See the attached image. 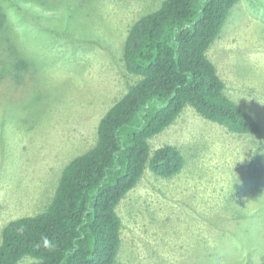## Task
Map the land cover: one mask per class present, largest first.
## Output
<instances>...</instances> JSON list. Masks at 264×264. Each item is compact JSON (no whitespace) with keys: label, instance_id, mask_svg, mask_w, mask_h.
<instances>
[{"label":"rangeland","instance_id":"374dc122","mask_svg":"<svg viewBox=\"0 0 264 264\" xmlns=\"http://www.w3.org/2000/svg\"><path fill=\"white\" fill-rule=\"evenodd\" d=\"M17 0L7 6L33 68L0 53V243L13 219L44 211L65 166L93 147L110 107L136 83L124 61L130 26L163 0ZM209 58L226 93L261 124L237 134L187 105L150 139L185 164L164 178L149 167L120 202L116 264H264V189L251 190V157L264 160V0H241ZM29 255L16 264H29Z\"/></svg>","mask_w":264,"mask_h":264},{"label":"trees","instance_id":"16d2710c","mask_svg":"<svg viewBox=\"0 0 264 264\" xmlns=\"http://www.w3.org/2000/svg\"><path fill=\"white\" fill-rule=\"evenodd\" d=\"M0 0V53L30 71L33 62L12 40L7 6ZM51 5L48 0H35ZM241 0H163L138 18L124 43V61L140 76L102 117L96 144L65 166L48 207L11 220L0 243V264H116L123 222L117 211L149 167L169 178L184 167L172 144L155 149L150 139L170 126L187 105L206 119L237 134H258L260 122L226 93V83L208 56L231 11ZM2 63V62H0ZM248 184L264 189V160L254 154Z\"/></svg>","mask_w":264,"mask_h":264}]
</instances>
